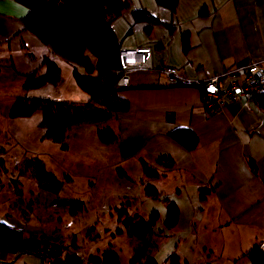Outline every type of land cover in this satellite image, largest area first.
Returning a JSON list of instances; mask_svg holds the SVG:
<instances>
[{"label": "crops", "instance_id": "0c3cea01", "mask_svg": "<svg viewBox=\"0 0 264 264\" xmlns=\"http://www.w3.org/2000/svg\"><path fill=\"white\" fill-rule=\"evenodd\" d=\"M129 1V10L113 21L111 30L120 52L150 49L151 70L129 76L128 86L118 94L129 108L108 124L119 142L98 152L121 167L139 169V161L154 164L159 156H169L175 168L174 177H165L173 190L166 195L180 197V190L189 189L194 198L205 183L216 186L217 206L228 212L233 206L232 212H237L230 213V221L256 231L251 246L259 243L264 238V114L253 100H241L220 114L208 115L201 105V92L192 83L250 64L264 66V14L256 6L238 5L239 0H177L173 13L154 0ZM133 11H146L158 23H135ZM26 13L14 0H0V105L4 103L7 113L14 99L23 95L24 77L41 71L46 58L47 47L24 29ZM164 67L177 69L186 84L164 87L160 74ZM80 99L85 101L86 96ZM178 128L196 136L194 152L187 153L168 139ZM249 161L256 175L251 174ZM16 216L2 217L0 222L42 236L25 221L17 222Z\"/></svg>", "mask_w": 264, "mask_h": 264}, {"label": "rangeland", "instance_id": "374dc122", "mask_svg": "<svg viewBox=\"0 0 264 264\" xmlns=\"http://www.w3.org/2000/svg\"><path fill=\"white\" fill-rule=\"evenodd\" d=\"M226 2L230 4V1ZM238 5L256 6L264 14V0H239ZM54 60L61 70L59 84L47 85L28 95L57 102H84L80 99L81 95H85L84 92L75 86L72 79L73 66L59 59ZM78 70L82 71L80 67ZM5 110L4 103H1L0 160L4 167L0 169V218L16 216L17 211L13 208L18 196L13 181H17L22 192L20 198L30 202L27 207H31V212L26 224L31 231L46 237L45 240L57 237L65 244L75 238L77 249L74 253L81 260L112 245L120 264H129L131 248L128 239L124 233L116 234L122 228L117 221V210L124 209L129 216L138 215L144 219L156 211L160 219H163L165 205L162 199L168 197V201L179 209V220L175 228L165 232V237H155L158 245L155 255L157 264H171L172 259L177 264H248L241 256L250 248V238L256 231L243 223L230 221L233 206L232 210L229 209L231 212L220 209L213 199L214 192L204 201L199 199L197 190L194 198L189 189L180 190V197L166 195V192H173L171 182L165 178L174 177L173 170L166 173L164 178L141 183V169L121 167L111 159L107 161L98 151L111 148H105L99 143L97 132L108 127V124L72 128L68 133L69 151H66L42 140L43 131L39 128L41 113L11 120L7 118ZM31 158L41 161L47 172L64 182L56 198L39 191L33 181L19 174V163ZM150 165L160 172L159 166ZM118 170L125 171L126 178H121ZM212 178L210 182L215 183ZM159 183H163L162 186ZM147 185L156 189L159 199L152 200L146 196ZM208 186L211 185L205 183L199 189ZM56 199L80 202L83 211L71 216L66 208L52 206ZM15 220L23 224L20 217L16 216ZM155 229L162 230L161 223ZM12 250L10 244H0V264H41L40 259L32 255L23 254L16 259L11 258Z\"/></svg>", "mask_w": 264, "mask_h": 264}, {"label": "trees", "instance_id": "16d2710c", "mask_svg": "<svg viewBox=\"0 0 264 264\" xmlns=\"http://www.w3.org/2000/svg\"><path fill=\"white\" fill-rule=\"evenodd\" d=\"M26 10L22 21L24 29L50 48L58 57L70 63L72 79L75 86L84 92V102L52 101L31 97V91L47 85L56 86L61 80V70L56 60L44 58L41 70L24 77L23 95L14 99L7 118L24 119L36 112L42 118L39 128L43 131L42 140L56 144L62 150L67 149L68 133L72 128L88 124H109L118 115L128 110L129 105L118 94L123 88L117 86L119 70V43L111 30V24L130 8L129 0H14ZM155 4L170 13L175 11L177 0H154ZM135 23L154 25L157 18L146 11H133ZM150 27L146 28L149 32ZM185 37V38H184ZM183 41L186 43V36ZM78 67L82 71L78 70ZM180 85V84H178ZM164 86V87H174ZM255 105L264 114V93L253 97ZM168 139L187 153H192L198 146L196 136L188 129L178 128L168 134ZM97 139L104 147H114L119 136L109 127L97 132ZM2 151L0 150V154ZM142 173L141 183L164 178L166 173L175 168L174 161L166 155L159 156L154 165L139 161ZM4 163L0 160V169ZM252 175L256 168L252 161L248 162ZM19 174L36 184L39 191L55 196L60 194L64 182L45 170V166L36 158L23 159L19 165ZM119 176L126 174L118 170ZM66 178H68L66 176ZM16 195L14 202L17 216L28 220L31 212L30 202L22 200L19 182L13 181ZM146 196L152 200L159 199L156 189L145 186ZM216 186L199 189V199L204 201L215 191ZM165 205V216L160 219L158 212L153 211L147 218L138 215L129 216L124 209L117 210L118 223L122 228L116 234L124 233L131 248L129 264H157L155 255L158 245L155 237H165L166 231L176 227L179 220V209L168 197L162 199ZM55 208H66L68 214L75 216L83 211V205L77 201L53 200ZM161 223L162 230H156ZM10 244L11 248L25 249L27 255L36 256L41 264H120L118 255L108 245L84 261L74 253L77 249L75 238L68 244L57 237L45 240L44 236L26 235L22 230L8 227L0 222V244ZM248 264H264V238L252 245L242 256ZM172 261V262H171ZM171 264H177L171 260Z\"/></svg>", "mask_w": 264, "mask_h": 264}, {"label": "built area", "instance_id": "2783aa9c", "mask_svg": "<svg viewBox=\"0 0 264 264\" xmlns=\"http://www.w3.org/2000/svg\"><path fill=\"white\" fill-rule=\"evenodd\" d=\"M43 55L46 58L60 59L50 48H47ZM150 62V49L121 51L118 56L119 70L116 72L117 86L127 87L132 73L150 71ZM160 74L168 86L186 84L177 69L164 67L160 70ZM225 82L227 84L222 85ZM192 86L197 87L201 92V105L205 113L217 115L230 105L241 100L251 101L255 95L264 93V66L250 64L243 69L228 71L205 82L192 83ZM11 213L15 214L12 209ZM24 253L23 247L15 248L10 252V257L16 259Z\"/></svg>", "mask_w": 264, "mask_h": 264}]
</instances>
